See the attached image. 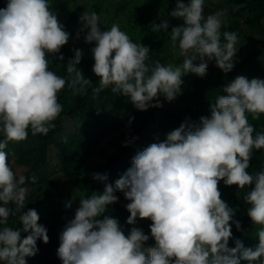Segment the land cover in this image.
Masks as SVG:
<instances>
[{
    "label": "clouds",
    "instance_id": "1",
    "mask_svg": "<svg viewBox=\"0 0 264 264\" xmlns=\"http://www.w3.org/2000/svg\"><path fill=\"white\" fill-rule=\"evenodd\" d=\"M170 15L184 20L170 33L183 57L176 66L149 64L147 46L133 42L118 24L101 31L96 12L86 10L79 17L82 27L77 37L88 29L85 42L95 43L92 72L99 77V86L92 89L94 98L111 88L145 111L162 107L160 96L169 102L175 99L184 74L204 77L205 57L214 59L225 74L233 69L239 37L236 32H221L226 10L205 16L204 0H177ZM167 27L165 22L153 31ZM68 40L69 33L48 0H7L0 8V261L4 264H27L25 258L38 252L37 241L49 242L47 229L38 224V212H22L28 178H17L5 149L9 142L26 140L29 129L33 136L47 135L63 111L58 93L67 85L74 95H84L92 83L77 67L81 50L68 61L67 78L50 70L48 54L59 53ZM222 91L225 94L209 105L210 116L200 117L199 123L186 119L163 142L138 151L114 186L106 184L102 194L79 199L74 218L59 235L57 255L62 264H240L241 259L264 264V170L247 171L253 150L264 149V132H256L248 118L264 115V79L237 76ZM93 178L106 181L107 175L93 173ZM30 179L35 183L37 177ZM220 181L236 185L238 195L244 193L248 217L261 226L254 249L245 248L239 239L229 247L231 224L237 230L241 224L221 199ZM116 192L130 201L128 224H135L137 217L152 221L154 247H145L149 236L142 229L133 227L126 236L116 218L103 215L118 201ZM9 204L21 212L22 230L7 226L14 214ZM21 231L28 234L22 238Z\"/></svg>",
    "mask_w": 264,
    "mask_h": 264
},
{
    "label": "rangeland",
    "instance_id": "2",
    "mask_svg": "<svg viewBox=\"0 0 264 264\" xmlns=\"http://www.w3.org/2000/svg\"><path fill=\"white\" fill-rule=\"evenodd\" d=\"M48 2L59 22L64 25V30L69 33V40L65 45L70 52L81 50L82 55L87 57L91 53V49L95 47L94 42L91 44L85 42L88 29L80 32L79 37H77L78 31L82 27L79 17L87 10L98 14L101 31L109 30L112 24H118L133 42L147 46L150 50L149 64L158 61L165 65L172 64L176 66L183 63V57L179 55L178 45H175L170 39L172 28L177 27L176 22L184 24L183 18L170 15L176 7L174 0H48ZM6 3L7 0H0V8L5 7ZM222 10H226L225 24L238 28L245 34L244 36H238V51L235 56L234 67L225 74L216 66L214 59L208 60L205 57L208 69L204 77L192 73H186L182 76L181 90L175 99L171 101L170 112L185 117L184 120L163 122L160 107H149L145 111H140L136 109L130 100L132 104L130 109L117 110L113 115V119H116L118 124L98 141L93 142L88 139L85 144H80L79 147L76 146V153L72 161L65 163L62 152L54 146H50L48 149L49 164L42 171V175L37 178L35 183L26 179L25 185H23L27 188L24 212L35 209L39 215L38 224L47 229L49 242L45 244L42 240L37 241V246L43 245L50 250V260L47 264H62L57 255L60 244L59 235L67 222L74 218L75 211L79 207L80 198L90 196L93 193L102 194L106 184L114 186L115 181L131 167L132 158L138 151H142L152 143L163 142L167 134L178 128L186 119L191 123H199L200 117L204 115L193 114L209 113L210 103L214 102L218 95L225 94L222 91L223 86L237 76H244L249 80L253 78L264 79V15L256 19V11L252 10L246 2L204 0L205 16ZM173 21H175L174 24H172ZM165 22L168 25L167 29L161 28L159 31H153L154 26ZM92 60L94 61L93 57ZM49 61L50 70L62 77L60 72L62 63L53 59ZM194 63L198 64L200 60L197 59ZM92 67L93 65L89 66L88 71L84 73V77L93 83L96 75L92 72ZM97 79L99 80V77ZM91 84L86 86V89ZM71 93L72 90L66 85L58 93V102L63 104L64 98L70 101ZM160 103L164 106L163 101H160ZM154 108L156 109L154 120L157 123L155 140L140 143L137 150L128 155L126 163L108 166L106 181L94 183L93 180H90L84 187L78 185L77 181L79 179L98 173L100 166L107 164L109 157L115 154L121 136L136 127L141 122L144 114ZM248 118L256 132H264V115H261L258 120H253L251 115ZM29 134L31 139L37 136H33L30 129ZM256 151L254 149L253 154ZM8 163L16 173L17 178L20 175L28 176L30 164L22 163L14 156L8 160ZM222 187L224 188L226 185L223 181H220L218 188ZM115 195L118 197V201L108 205L103 215L120 220L121 230L126 236L133 227L142 229L147 234L149 219L137 217L135 224H128L127 219L130 213L127 211L126 205L130 201L125 199L122 192H116ZM70 201L71 207H66ZM8 206L11 208L10 204ZM20 215V213L17 216L11 215L7 226L22 230L23 225L19 220ZM99 218L102 219L103 216ZM0 227H3V225H0ZM27 234L21 231L22 238ZM25 259L27 264H43V260L37 255ZM0 264H4V262L0 261Z\"/></svg>",
    "mask_w": 264,
    "mask_h": 264
},
{
    "label": "trees",
    "instance_id": "3",
    "mask_svg": "<svg viewBox=\"0 0 264 264\" xmlns=\"http://www.w3.org/2000/svg\"><path fill=\"white\" fill-rule=\"evenodd\" d=\"M175 4L177 0H174ZM188 0H184L187 3ZM232 2H246L252 10L256 11L255 18L258 19L260 16L264 15V0H229ZM175 21L172 22L174 24ZM171 24V25H172ZM183 23L176 22V26H183ZM224 31L236 32L238 36H244V32L238 28H233L230 25L225 24L221 28V32ZM223 36L221 37V43H224ZM264 49V43H263ZM64 59L61 61L60 56ZM75 52H70L66 48V45L62 46L59 53L48 54V59H53L54 61H60L62 63L61 74L62 77L67 78L68 73L66 71V65L69 60L73 59ZM92 52L84 57L82 55L78 69L83 73H86L89 66L93 65ZM99 86V80L96 78L93 83L86 89L84 95H74L71 93L70 101L67 98L63 99V111L60 116L53 122L55 127L49 131L47 135L37 134L36 138H30L31 135L28 134L26 140L21 142H9L5 151L8 153V160L13 156L17 158L18 161L26 164H30V170L28 173L27 180L35 175L37 178L41 176L42 171L49 164V147L54 146L57 150L62 152L64 156V162L69 163L75 156L76 146L79 147L80 144H85L86 141L92 140L93 142L98 141L102 136H104L112 127L116 126L118 122L113 119L117 110H122L123 108L130 109L132 104L130 103V98L113 94L111 89H105L99 93L98 96L94 98L92 89ZM69 88V87H68ZM70 89V88H69ZM71 90V89H70ZM159 101H163L164 106L160 107L161 116L164 121H175L184 120L185 117L174 115L170 112L172 107L171 101H167L163 96L159 97ZM152 102H156L153 100ZM156 114V109H151L144 114L141 122L127 133L121 136L118 144L117 150L114 155L110 156L106 165H101L99 174H106V169L108 166H114L117 164H123L127 162L128 155L137 150L140 143H146L151 140H155V128L157 123L154 120ZM204 115L210 116L209 113H194L193 115ZM3 136L0 135V140ZM249 168L247 171L249 173H255L260 170H264V149L257 150L254 152L252 159L249 162ZM93 180L94 183H98V180L93 178V175L79 179L77 184L84 187L86 183ZM249 186L246 190H251ZM221 192V199L224 200L229 207L233 208L235 215L233 220L239 221L241 224V229L237 230L234 223L231 224L232 239L229 240V247H235V240L239 239L245 248H255L258 243V231L260 225H255L251 221L250 217L247 215V209L249 207L243 201V192L238 195V187L236 185L226 186L219 189ZM91 196V195H90ZM13 209V216H17L21 212L15 211V205L10 204ZM28 206V205H27ZM24 208L22 212H24ZM120 220H118L119 222ZM152 221L148 220V233L149 240L145 242V247L155 246V240L151 237L150 225ZM231 223V222H230ZM120 224V223H119ZM122 225L120 224V227ZM38 252L37 256L43 260V264H47L50 260L49 252L50 250L41 245L37 246ZM240 264H249L248 261L242 260ZM252 264H260L259 261H254Z\"/></svg>",
    "mask_w": 264,
    "mask_h": 264
}]
</instances>
